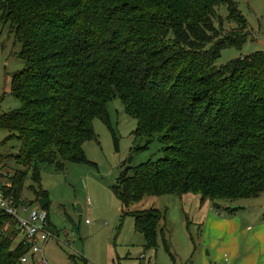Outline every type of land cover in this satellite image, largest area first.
<instances>
[{"label": "trees", "instance_id": "1", "mask_svg": "<svg viewBox=\"0 0 264 264\" xmlns=\"http://www.w3.org/2000/svg\"><path fill=\"white\" fill-rule=\"evenodd\" d=\"M220 6L234 29L224 30ZM245 23L232 0H0V24L20 44L24 64L10 83L20 107L0 115L9 133L3 143H19L13 158L22 167L8 176L5 196L20 203L29 178L37 186L29 187V205L47 200L41 165L59 172L66 163L94 165L82 145L96 140L93 120L108 124L107 103L117 98L136 121L135 138L147 144L157 135L162 147L159 158L122 169L111 187L124 215L144 197L194 194L218 215L259 197L264 52L214 64L221 50L242 47ZM128 214L149 248L163 213ZM17 236L1 214L0 264H21L28 246L15 244Z\"/></svg>", "mask_w": 264, "mask_h": 264}, {"label": "rangeland", "instance_id": "2", "mask_svg": "<svg viewBox=\"0 0 264 264\" xmlns=\"http://www.w3.org/2000/svg\"><path fill=\"white\" fill-rule=\"evenodd\" d=\"M232 2L246 21V39L241 48L221 50L214 63L217 67L264 52V0ZM218 13L224 20L226 7L220 6ZM223 22L225 31L236 27L234 23ZM20 49L13 34H9L8 26L0 24V115L20 107L10 89L12 73L24 67L17 58ZM106 109L108 124L117 140L116 147L108 124L95 119L92 127L96 140L82 145L86 160L94 165L66 163L61 172L47 164L39 168L40 187L48 196V227L52 235L42 253L46 264H138L141 255L145 256L141 260L143 264H204L205 261L207 264H223L224 255L220 261H212L209 248L213 244L211 246L207 237L214 234L210 225L205 227L210 207L214 212L215 207L208 200L201 201L198 196L189 193L182 197L170 194L144 197L128 207V213L154 208L163 213L155 229L153 244L145 249V239L136 231L131 215H124V209L112 194L111 187L129 158L130 166L136 167L159 158L162 147L157 135L147 144L145 140L135 138L136 121L124 113L123 105L117 98L109 100ZM8 134L0 129L1 184H6L7 176L22 168L13 158L19 143L15 139L3 143ZM31 186L37 187L27 178L22 195L28 202L35 199L29 190ZM87 200L90 206H87ZM231 204L229 207L239 205L242 208H238L239 212L232 217L243 225V230L249 227L248 230L255 229L264 234V192L257 198L237 200ZM31 206L37 207L38 204L34 202ZM222 214L214 213L213 216L227 218L226 213ZM246 234L244 237H247ZM19 239L20 235L14 243L17 244ZM222 242L215 245V252ZM247 248L251 249L249 243ZM28 258L27 264H39L41 259L39 255L33 256V259L29 255ZM227 260L229 262L230 259Z\"/></svg>", "mask_w": 264, "mask_h": 264}, {"label": "crops", "instance_id": "3", "mask_svg": "<svg viewBox=\"0 0 264 264\" xmlns=\"http://www.w3.org/2000/svg\"><path fill=\"white\" fill-rule=\"evenodd\" d=\"M231 205L232 204H230V206ZM234 206L235 208H241L239 205ZM238 212L239 211H236L232 215H225L227 218H215L213 216L215 212L210 207V212H208L209 217L207 216L205 227L210 225L214 234L212 237H207L209 238L211 246L213 244V247L209 248L212 261H220L222 259L221 256L224 255L223 257L226 258L223 264H264V234H261L260 231L255 229L248 230L250 229L249 227L243 230V225L232 217ZM216 214L217 213H215V215ZM245 233H247V237H244ZM202 236L204 237L203 233ZM222 240L223 242L217 252H215V245ZM247 243L250 244L251 249L247 248ZM227 258L230 259L229 262ZM204 264H207L206 261Z\"/></svg>", "mask_w": 264, "mask_h": 264}, {"label": "built area", "instance_id": "4", "mask_svg": "<svg viewBox=\"0 0 264 264\" xmlns=\"http://www.w3.org/2000/svg\"><path fill=\"white\" fill-rule=\"evenodd\" d=\"M5 187H10L9 181L6 184L0 183V215H6L14 222L19 229L20 240L28 246V252L21 256V264L28 263L29 255L31 258L39 255L41 258L39 264H46L42 253L52 236L48 227V212L40 208L38 202H36L37 207H32V204L29 205L30 202L23 195H21L20 203L15 204L8 196H5L3 192ZM86 203L87 206H90L89 200ZM143 259L145 256L141 255L138 264H143L141 261Z\"/></svg>", "mask_w": 264, "mask_h": 264}, {"label": "water", "instance_id": "5", "mask_svg": "<svg viewBox=\"0 0 264 264\" xmlns=\"http://www.w3.org/2000/svg\"><path fill=\"white\" fill-rule=\"evenodd\" d=\"M17 155V154H16ZM127 167H125V170H128L131 166V158H129L128 160H127ZM37 202H38V204H39V206H40V208H42V209H44L45 208V206H46V204H47V200H44V199H38L37 200ZM224 206V205H223ZM79 210V209H78Z\"/></svg>", "mask_w": 264, "mask_h": 264}]
</instances>
